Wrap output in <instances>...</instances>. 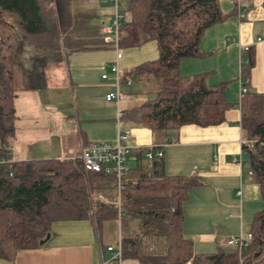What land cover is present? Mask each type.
I'll return each mask as SVG.
<instances>
[{"label":"trees","instance_id":"1","mask_svg":"<svg viewBox=\"0 0 264 264\" xmlns=\"http://www.w3.org/2000/svg\"><path fill=\"white\" fill-rule=\"evenodd\" d=\"M74 1L53 0L55 12L49 20L39 0H0V10L10 16V23L27 47L19 58L14 37L8 31H0V260L12 262L18 251L44 246L52 223L92 220L100 233L103 222L117 220L121 229L133 222H138L139 227L134 238L121 235L122 261L264 264V94L247 89L239 103L242 139L252 142L243 149L252 181L259 186L262 197V208L247 232L251 241L241 254L237 249L194 254L192 242L182 236V204L189 190L201 181L196 176H166L162 160L144 163L142 154L137 156L138 167L128 171L123 179L119 206L93 199L96 184L108 177L86 172L78 158L10 162L5 147L16 131L17 92L45 89L47 63H58L63 55L109 46L103 39L105 24L98 21L96 11H77L72 7ZM119 3L124 15L119 49L154 42L157 50L156 59L141 63L122 78L120 74L121 87H129L125 84L127 77L156 86L150 98L120 110L121 120L163 136L183 126L206 128L224 123L226 111L234 106L225 100L228 83L208 87L205 74L182 79L178 69L182 60L208 56L199 51L203 35L236 12L224 13L219 0ZM243 59L247 63L242 67V77L248 80L254 63L251 49ZM16 71L21 79L19 87L15 85ZM112 185L116 187L113 181Z\"/></svg>","mask_w":264,"mask_h":264},{"label":"crops","instance_id":"2","mask_svg":"<svg viewBox=\"0 0 264 264\" xmlns=\"http://www.w3.org/2000/svg\"><path fill=\"white\" fill-rule=\"evenodd\" d=\"M101 1L102 4L106 2ZM219 1L224 13H236L205 32L199 51L208 56L182 60L178 74L182 79L205 74L208 87L228 83L225 100L234 106L226 111L225 122L206 128L183 126L164 136L142 125L122 120L120 123L121 128L131 136L133 147L127 159V163L132 165L126 164L128 171L138 167L137 156L140 153L145 163L147 160L143 154L150 148H160L166 176H196L200 179L201 184L189 190L182 204V236L192 242L194 254L232 251L233 248L227 246L226 241L240 233H247L254 215L262 208L260 188L248 175V158L241 156L243 139L239 125V103L244 82L242 67L245 53L242 49L245 47L251 49L254 56L248 77V92L264 94V0H240L239 6L234 0ZM108 23L103 22L105 25ZM102 50L68 54L65 57L66 65L70 63L75 70H68L67 76L65 74L66 77H63V70L56 69L59 73L49 76L45 68V89L22 93L21 104L25 116L32 121L27 136L19 135L22 130L17 124L20 118L15 98L16 131L11 139L13 161L73 160L78 158L85 145L97 142L115 144L117 110L131 106L135 96L123 93L122 89L126 86H120L118 106L105 100V96L115 89L110 65L107 63L110 70L108 80L101 78L102 84L99 86L92 76ZM96 89L101 92L98 97L93 96ZM76 90H79L78 94ZM65 95L73 99V106L64 108V104H61L60 97ZM72 107L71 113L69 109ZM46 142H51L46 148L49 152H40L34 146ZM108 178L113 181L111 177ZM96 188L92 193L94 200L102 196L101 201L116 202L117 205V189V198L113 201L102 192L108 188L105 183L100 181ZM102 230L103 225L98 233L92 220L52 223L48 242L44 246L20 250L12 262L0 260V264H114L109 262L107 247L116 246L121 236L119 234L113 242L104 241ZM121 264L137 262L124 260Z\"/></svg>","mask_w":264,"mask_h":264},{"label":"rangeland","instance_id":"3","mask_svg":"<svg viewBox=\"0 0 264 264\" xmlns=\"http://www.w3.org/2000/svg\"><path fill=\"white\" fill-rule=\"evenodd\" d=\"M40 4L42 6L44 15L50 20L52 19V13L55 12V6L53 3V0L51 2V0H39ZM53 5V6H52ZM54 7V9L52 8ZM73 8L77 9V11H80L82 13H91L93 14L94 11H96V14L99 15V19L98 21L104 22V23H110L111 19H112V7L107 4L105 2V4H102L101 0H76L73 2ZM10 16L1 11L0 10V31H8L15 39L16 41V56L18 55L19 58L20 54L23 53L24 50L27 49L26 46L23 45L22 43V38L20 33L16 30V28L10 23ZM108 23V24H109ZM106 24V26L108 25ZM141 47V48H140ZM138 48H122L121 49V54H122V60H120L119 62V66H120V70H121V78L124 77V75H126L132 68H134L137 65H140L141 63L145 62V61H151L156 59L157 57V50H156V45L154 42H149L144 44L143 46H140ZM103 52H101L99 60L97 61V63L95 64V66L93 67V72H92V76L94 81H96L95 84H97L99 86V84H102L101 81V76L102 75H108L110 76V70H109V66L111 67V64L113 62V58L115 56V52L114 50L109 47L102 50ZM108 63V65H107ZM48 64H46V71L48 72V75H55L56 69H61L63 70V77L67 76L68 74V70H75L73 69V65H66L65 62V57L63 55V58L60 62L58 63H51V68H47ZM123 65L127 66L124 67ZM126 69H123V67ZM59 73V72H56ZM72 73V72H70ZM65 76V77H66ZM20 75L18 73V71H16L15 73V85L16 87H19L20 85ZM50 80H53V78L50 77ZM155 84L153 82H149V84H144V83H140V82H136V81H132V85L129 87H123L122 91L125 94H131L134 95L135 98L133 100L132 104H137L140 103L142 101H144L145 99H148L151 97V91H153V89H155ZM79 90H76V94H78ZM115 92V89L110 92L113 93ZM22 93L21 91H18L16 94L17 97V109H18V118H20V121H18V127L22 130V133H20V137L22 136H27L28 132L27 129H29L31 127V123L32 121L28 120L27 117L25 116L24 113V107L21 104V98H22ZM101 92L99 91V89H96L95 92L93 93L94 95H100ZM109 94V93H108ZM62 96V95H61ZM64 96V95H63ZM66 96V95H65ZM23 101V100H22ZM60 101L61 104H64V108H68L73 106V99L70 98L69 95H67L66 97H60ZM103 102V100H101ZM22 107V108H21ZM63 107V106H62ZM73 107L72 109H69V112L72 113ZM24 129V130H23ZM51 145V142H46L45 144L42 143H37L36 145H34L35 147H38L40 150V152H49L48 149H46L48 146ZM37 154V153H36ZM42 154V153H40ZM42 156V155H39ZM128 166H132L130 165V163H126ZM103 183H105L107 190H103V194L107 199H111L113 201H116V190L112 185V181L110 178L104 179L102 180ZM106 224V225H105ZM103 225V238L104 241H109L111 240V242H113V240H116V238L122 235L123 237H135L139 234V227H138V222H133L132 225L130 227H123V229H121V227H119V222L116 220H108L102 223ZM119 227V228H118ZM115 247V245L113 246ZM226 250V248H225ZM227 250H230L229 248H227Z\"/></svg>","mask_w":264,"mask_h":264},{"label":"built area","instance_id":"4","mask_svg":"<svg viewBox=\"0 0 264 264\" xmlns=\"http://www.w3.org/2000/svg\"><path fill=\"white\" fill-rule=\"evenodd\" d=\"M112 7V19L110 23L103 27V39L105 44L109 45L115 52L114 61L111 64L110 70L114 75L115 81V92L109 93L105 96L107 102H114L118 106L120 101V69L119 61L122 58L121 50L119 49V29L122 25L124 15L120 10L119 0H108ZM237 5L239 6L240 0H236ZM249 50L248 47L242 49L243 53H246ZM244 63H247V60L243 59ZM103 80H108L107 75H102ZM125 84L130 86L132 84V78L127 77L125 79ZM245 84H248V80H244L241 87V95L243 96L247 92ZM122 113L119 108L116 114V121L118 125L116 142L114 145L107 143H92L85 145L78 156V159L81 161L83 168L88 173L99 174L105 177H111L115 183L117 193H118V203L119 206V195L121 191V186L123 179L126 177L128 168H127V159L131 154L133 147L131 146V136L128 132L121 128ZM242 147H250L252 145L251 141H241ZM264 144V142H263ZM8 154L11 157L10 162H14L12 159L13 154V145L12 141L9 140L8 145L5 147ZM144 158L147 161L157 160L160 161L163 158V152L159 148H150L143 154ZM241 156H246L244 149H242ZM249 176H252V172L248 173ZM98 199H102V196H98ZM251 241V234L249 233H240L238 236L231 237L226 241V245L237 249L239 254L245 249ZM107 252L110 253L109 262L115 264L122 263L121 256V244H118L115 247H107ZM241 263V259H240ZM106 264V263H105Z\"/></svg>","mask_w":264,"mask_h":264},{"label":"water","instance_id":"5","mask_svg":"<svg viewBox=\"0 0 264 264\" xmlns=\"http://www.w3.org/2000/svg\"><path fill=\"white\" fill-rule=\"evenodd\" d=\"M46 239H49V235H47Z\"/></svg>","mask_w":264,"mask_h":264}]
</instances>
